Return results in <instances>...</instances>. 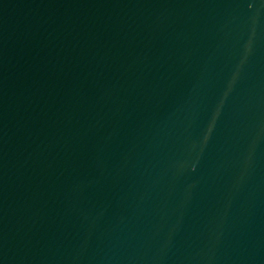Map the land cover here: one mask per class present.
<instances>
[{
	"label": "water",
	"instance_id": "95a60500",
	"mask_svg": "<svg viewBox=\"0 0 264 264\" xmlns=\"http://www.w3.org/2000/svg\"><path fill=\"white\" fill-rule=\"evenodd\" d=\"M0 264H264V0H0Z\"/></svg>",
	"mask_w": 264,
	"mask_h": 264
}]
</instances>
